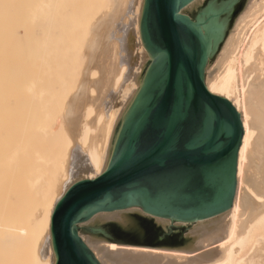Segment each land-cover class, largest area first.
Returning <instances> with one entry per match:
<instances>
[{
	"label": "bare ground",
	"instance_id": "6f19581e",
	"mask_svg": "<svg viewBox=\"0 0 264 264\" xmlns=\"http://www.w3.org/2000/svg\"><path fill=\"white\" fill-rule=\"evenodd\" d=\"M141 1L108 0L110 12L89 24L83 6L86 0H0V183L12 155L24 165L18 201L10 202V191L0 195V264H18L13 254L16 243L22 244L23 264H53L51 216L73 184L53 199L49 194L70 180L74 172L87 173L83 180L99 176L116 118L136 88L138 73L150 59L138 29ZM130 9L134 18L124 27L126 33L120 45L114 40L120 37L115 29ZM233 27L216 60L221 71L207 84L210 93L232 103L243 127L230 210L193 223L184 250L123 247L87 239L86 245L94 249L101 264H264V201L246 217L247 203L241 196L250 155L255 153L258 160L264 156V0H248ZM108 41L116 46L112 55L117 62L111 71L105 69L104 78L100 74V80H92L100 89L106 83L109 87L106 93L103 91L106 96L98 104L101 111L98 109L100 114L94 120L98 136L88 138L91 129L83 120L77 135L82 139L77 138L76 143L80 140L85 146L76 145L67 127L79 121L69 117L89 101L86 78L95 61L107 53L104 45ZM73 82L77 83L76 89L67 102ZM5 91L10 94L9 104ZM64 101L65 114H60ZM89 106L92 108L91 103ZM89 106L85 113L94 108ZM13 111L17 114L13 115ZM12 121L15 129H5ZM59 131L64 136L58 135ZM16 213H22L21 220L13 217ZM251 215L252 220L246 219ZM105 217L122 226L129 223L121 213ZM155 219L163 227L168 222ZM31 246L33 255L27 259ZM119 255L123 261L115 263Z\"/></svg>",
	"mask_w": 264,
	"mask_h": 264
},
{
	"label": "water",
	"instance_id": "95a60500",
	"mask_svg": "<svg viewBox=\"0 0 264 264\" xmlns=\"http://www.w3.org/2000/svg\"><path fill=\"white\" fill-rule=\"evenodd\" d=\"M193 1H141L138 29L142 47L150 59L138 73L136 88L116 118L101 173L93 180L72 185L66 191L67 199L52 212L50 239L53 264H98L82 241L77 239L78 228L70 219L82 206H88L87 210L94 214L138 207L151 217L187 225L223 214L231 208L243 127L233 105L208 92L204 76L236 18L248 6V0H212L211 3L209 0L204 3L197 0L182 10L180 13L192 19L197 30L190 41L193 52L186 57L176 42L172 11L176 7L180 10ZM146 3L150 5L148 20L145 19ZM157 47L165 51L163 65L156 58ZM178 68L184 72L194 106L211 97L213 101L222 100L229 105L239 117L222 153L229 166L219 172L211 194L202 192L198 184L173 191L175 181L166 175L167 169L172 167L196 172L204 164L201 152L180 150L170 155L166 164L161 162L166 140L160 136V130L176 95ZM153 97L156 100L150 134L140 143L142 155L134 163H129L125 154L136 145L138 127L145 119Z\"/></svg>",
	"mask_w": 264,
	"mask_h": 264
},
{
	"label": "rangeland",
	"instance_id": "374dc122",
	"mask_svg": "<svg viewBox=\"0 0 264 264\" xmlns=\"http://www.w3.org/2000/svg\"><path fill=\"white\" fill-rule=\"evenodd\" d=\"M195 1H197V0H195ZM195 1H193L190 4L182 7L180 9V12L182 10H184L185 8H187L188 6H190ZM204 1H206V0H201L202 3H204ZM83 6H85L87 9V14H88V18H89L88 23L89 24L94 23L97 19L101 18L106 13L110 12V6L108 3V0H96V1L95 0H86V2L83 4ZM132 9L128 10L125 13L124 20L121 23H119V24L117 23V27H116L115 31L118 33V36H120V37L116 36V38L114 40L116 41V43L118 40L120 45H121L122 38H123L122 35H124L126 33V30L124 29V27L126 28L127 26H129L131 24L132 19L134 18L133 15H131ZM181 15L186 16L189 20L192 21V19H190L187 15H184V14H181ZM239 15H241V13ZM238 17H237V19H238ZM236 20L233 23L223 45L225 44L226 40L228 39L230 32H232V30L234 29L233 26H235ZM103 32H105V31H102V33ZM108 42H109V44L106 43L104 45L107 48L106 47L104 48L102 46L101 50L103 51L105 49L104 51H106L107 53H109L108 51H110V53H109L110 56L107 53H105L107 55V57L104 54L101 57H99V59H97L99 61H95L99 65L96 63H94V65L91 64V66L93 65V67L92 68L90 67V70H91L89 73L90 77L87 75V78H86L87 81L89 80L88 83H89V87H90V89H88L89 92H87V95H86L87 99L89 101H87V104L85 102V107H84V104L79 106V109L76 112H74L75 113L74 117H73V115H72V117H69V120L71 118L72 120L75 119V121H77V122L79 121L78 123L74 124L76 127L78 126L77 128L74 125L71 126V128L67 127L70 130L68 136L70 137L71 140H73V139L75 140L74 143L76 145L77 144L82 145V143H83V145L85 144V142L80 141V140H79V143H76L77 138L82 139L81 136H77V135H80L79 130L81 129L80 125L83 124V120L86 124H89V127L91 129V131H89L88 138L89 137L94 138V137L98 136L97 135L98 127L96 126V130H97L96 131L94 129L95 125H96L94 120L96 119L95 117H97L96 114L97 115L100 114L101 109L98 107H100V105L102 103V98L104 96H106L105 93L108 91L109 87H108V84L106 83L104 85L105 87L104 86L101 87V89H103V90H101L99 87L95 86L93 84V82H97L102 77L104 78V75L106 73L105 69H107L108 71H111V66L113 68L117 62L115 60L116 58L114 57V54L112 55V53H115L114 50H115L116 46H115V44H113L112 41H108ZM223 45H222V47H223ZM222 47L220 48V50L218 51V53L215 56V59L208 66V68L205 72L204 85H205L206 89H207L208 82H210L213 79L215 74H218L221 71V67H219L217 65L216 60H217V57L222 50ZM108 57H110V59ZM103 59H104V61H102ZM109 62L111 65L109 64ZM102 63H103V65H102ZM95 64H96L97 69L95 68ZM107 64H109L110 67ZM94 68H95V71H94ZM103 72H105V73H103ZM100 74L103 76L100 77L101 76ZM98 77H99V79H98ZM110 78H111V75H110ZM92 80H93V82H92ZM76 85H77V83L73 82L72 85L69 86L70 87L69 88L70 93L68 95V99L66 100L67 102L70 101L71 96L76 89ZM95 87H96V90H95ZM99 91H101L102 93ZM100 93H101V95H100ZM212 95H215V96H218L220 98L227 100L226 98H224L222 96H219L216 94H212ZM89 96H90V98H89ZM4 97L6 99V102L8 103V100L10 97V94L8 91H5ZM91 99H92V101H90ZM66 101H64L61 109H59L60 114H65L64 108H66V105H65L67 103ZM227 101H229V100H227ZM90 103L92 104V108L94 107L93 109L91 108V106H89ZM94 103H96V105ZM98 104H100V105H98ZM87 106H89L88 109H92L93 111L90 110V112H88V110L86 109L87 113H85L84 110H85V108H87ZM80 107H82V108L80 109ZM78 111H80V112L78 113ZM237 113L239 114L238 111H237ZM12 114L16 115L17 113H16V111H13ZM91 116H92V118H91ZM80 118H81V120H80ZM77 124H79V125H77ZM5 129H15V126H13V121L10 122V125L5 126ZM76 129H77V132H76ZM92 130H94V131L92 132ZM95 131H96V133H94ZM91 132L93 134H90ZM58 135L64 136L63 131H59ZM71 142L73 144V141H71ZM252 156H254V158ZM250 157L251 158H250V160H248V163L246 164L245 170H244L243 186H242V194H241L242 198L245 199L246 203H247L246 208H244V212L246 214V217H247V214H251L252 211L257 210V208L259 207V204H261L262 201H264V156H260L261 158H259V160H258V157L255 155V153H252V155H250ZM21 164H22L21 160L12 155L11 158H9L8 162L6 163V165L8 167H6L7 170L5 172V175L2 176L3 180L0 183V195L2 194L3 191H5V192L10 191L11 192L10 202H13V203L18 201L19 198H17V195H19L20 187L22 185V176H23L22 170H23L24 165L23 164L21 165ZM27 165H25V166H27ZM76 174H78V175H76ZM83 174H85V175H83ZM75 175H76V178H75ZM87 175H88L87 173H75L74 172L73 175L69 178L70 180L66 181V183H64L63 185L60 183L58 185V187L53 192H51L49 194V199L55 198L57 195H59L61 192H63L65 188L71 186L72 184L74 185L75 183L82 181L84 176H87ZM79 176H81V177H79ZM4 213H7L10 216L9 211L7 212L5 210ZM113 213H121L123 215H126L128 217V220H129L128 225L122 226L115 219H106V217H105L106 214L110 215ZM13 217H16V220L19 221L22 219L23 215H22V213H16V214H14ZM253 218H254L253 215H251V217H248L246 219L252 220ZM75 226H77V228H78L77 236L79 237V239L82 241V243L85 245V247L90 251V253L94 257L95 261L98 264H101L96 259L94 253L92 252V250H94V249L92 248V250H91L88 247V245H86L87 243H85V242H87V239L95 238L98 241H101V244H115L117 246H123V247L160 249V250H164V249L165 250H184L183 248L185 247V244H186L185 239L189 235V233L192 231V228L194 225L193 224L187 225V224H180V223L171 224L168 221L166 223V225L163 227V226L157 224L156 219L154 217H151L149 215L144 214L140 208L131 207V208H128L126 210H120V211L98 212V213L92 215L91 218L87 221V223H80V224H76ZM21 247H22L21 243H16L14 246V250H13V254H15L16 257H18V264H23L25 262V259L22 258V248ZM32 249H33L32 246L29 247L27 259H29L30 256L33 255ZM120 255H122V254L120 253ZM120 255L116 259V261H114L115 263H120L123 261L124 257L123 256L120 257Z\"/></svg>",
	"mask_w": 264,
	"mask_h": 264
},
{
	"label": "snow or ice",
	"instance_id": "6c2138e0",
	"mask_svg": "<svg viewBox=\"0 0 264 264\" xmlns=\"http://www.w3.org/2000/svg\"><path fill=\"white\" fill-rule=\"evenodd\" d=\"M175 0H173V3ZM190 2V0H185ZM212 0H209L211 3ZM183 5H181L182 7ZM148 3L145 4V19L149 18ZM176 23V42L182 53L187 57L192 54L193 48L190 43L195 25L186 16L180 14L179 7L172 11ZM198 34V33H197ZM157 59L161 65L165 63L166 54L162 48L157 47ZM153 101L149 102V111L145 119L140 122L137 130V142L125 155L129 163H134L139 156L140 143L146 135L150 134V121L153 116ZM224 106L221 107L220 105ZM158 107V105H156ZM239 120L235 111L222 100L213 101L211 97L194 106L189 97L184 72L177 69V90L173 103L166 119L163 121L160 136L165 138L166 143L161 154L162 164L167 163V158L180 151L201 152L204 159L203 166L196 172H188L175 167L168 168L166 175L173 178L176 188L183 189L192 184H198L202 192L211 194L213 185L219 172L229 166V161L222 155L225 144L234 133V124ZM202 150V151H201ZM124 159V157H121ZM67 199V193L57 202L55 209H59ZM88 206H82L75 210L70 217L74 225L87 223L94 215L89 212ZM79 240V237H77Z\"/></svg>",
	"mask_w": 264,
	"mask_h": 264
}]
</instances>
